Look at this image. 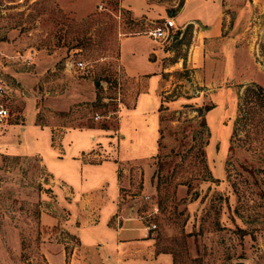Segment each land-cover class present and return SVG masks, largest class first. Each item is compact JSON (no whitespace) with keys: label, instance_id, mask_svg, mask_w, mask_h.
Instances as JSON below:
<instances>
[{"label":"rangeland","instance_id":"obj_1","mask_svg":"<svg viewBox=\"0 0 264 264\" xmlns=\"http://www.w3.org/2000/svg\"><path fill=\"white\" fill-rule=\"evenodd\" d=\"M180 3L0 0V264H99L76 228L114 203L172 264H264V0L232 64L213 40L194 70L189 27L146 35Z\"/></svg>","mask_w":264,"mask_h":264},{"label":"crops","instance_id":"obj_2","mask_svg":"<svg viewBox=\"0 0 264 264\" xmlns=\"http://www.w3.org/2000/svg\"><path fill=\"white\" fill-rule=\"evenodd\" d=\"M260 2L261 0H181L179 7L170 16V18L176 16L181 17L180 22L174 21L175 28L173 31L180 30V32L178 37L173 36V38L180 39L184 34L186 27H189L190 32L188 34L189 41L185 56L184 58L178 59L179 62H176L175 64L181 66L185 65V67L192 70L197 69L202 64V52L205 42L209 43L213 40H222V50L228 54L231 63L233 60V58H230L231 52L236 50L237 43L244 39V30L248 28L247 26L246 28L239 29L238 25L241 21L248 20L251 16L254 18ZM227 10H229V12H227ZM148 12H150V9L147 7H139L134 16L142 15V13L148 15ZM131 15L133 14L131 13ZM126 38L128 37H125L122 40ZM193 46L197 49L196 52H193ZM145 75H149V80H153V72ZM142 94L144 95L145 92L137 95L135 107L130 109L131 111L137 110L141 112L143 110L142 108L139 109L141 97H143ZM150 110L153 114V104L151 105ZM146 112L147 111H145V113ZM13 126L22 125H9V128ZM74 130L78 129L71 128L70 131L64 135L69 134ZM80 130L81 133L86 134L88 140L91 141L92 138V141L95 140L93 132L97 129L85 127ZM50 134L51 132L49 130V135ZM62 137L56 142V144L60 143ZM0 143H2L1 139ZM101 162L96 164H100ZM116 165L117 162H114L113 178L115 201L119 193L117 179L114 172ZM54 178L59 179L58 177ZM61 182L64 184L63 181ZM144 183L145 175H143V184ZM115 210L116 204L114 203L112 209L105 218L98 220L97 217L92 225L83 226L85 224H82L81 226H78L76 228V236L79 242L78 247L82 246L87 249L90 247L89 250L93 251L92 258L98 260L100 262L99 264H172L169 255L156 253L154 251L149 238L148 226H144L135 217L133 218L121 214L120 221L118 220V225L116 226L115 224V227H112L108 222V219L114 215ZM77 261L79 264H82V262L77 259L74 261L75 264ZM92 263L96 264L95 260L90 262V264Z\"/></svg>","mask_w":264,"mask_h":264},{"label":"built area","instance_id":"obj_3","mask_svg":"<svg viewBox=\"0 0 264 264\" xmlns=\"http://www.w3.org/2000/svg\"><path fill=\"white\" fill-rule=\"evenodd\" d=\"M174 28H175V23L173 19L169 17L163 21L161 26H156L153 29L148 30L146 34L153 41L168 42L173 37ZM25 56H26L25 59L29 61L32 59L33 52H30V50H28ZM84 65H85L84 62L82 61L72 62V61L66 60L64 62V68L66 69H72V68L82 69ZM3 92L4 90L0 86V94H2ZM8 117H9V112L7 108H5L3 105L0 104V121L6 120ZM151 227H154V226L151 225L150 228Z\"/></svg>","mask_w":264,"mask_h":264},{"label":"trees","instance_id":"obj_4","mask_svg":"<svg viewBox=\"0 0 264 264\" xmlns=\"http://www.w3.org/2000/svg\"><path fill=\"white\" fill-rule=\"evenodd\" d=\"M94 84L97 85V82H95ZM210 108H211V106H209V107H205L204 110L207 111V110H209ZM202 125H203V123H202ZM102 127L104 128V126H102Z\"/></svg>","mask_w":264,"mask_h":264},{"label":"water","instance_id":"obj_5","mask_svg":"<svg viewBox=\"0 0 264 264\" xmlns=\"http://www.w3.org/2000/svg\"><path fill=\"white\" fill-rule=\"evenodd\" d=\"M262 20L264 21V16H262Z\"/></svg>","mask_w":264,"mask_h":264}]
</instances>
